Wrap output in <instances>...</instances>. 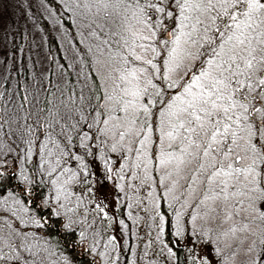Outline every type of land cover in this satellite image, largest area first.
Returning <instances> with one entry per match:
<instances>
[{"label": "snow or ice", "instance_id": "obj_1", "mask_svg": "<svg viewBox=\"0 0 264 264\" xmlns=\"http://www.w3.org/2000/svg\"><path fill=\"white\" fill-rule=\"evenodd\" d=\"M48 11L75 51L68 64L75 83L57 61L55 83L24 86L18 100L0 90V152L13 151L4 137L15 136L21 160L38 157L37 172L55 193L41 207L45 216L63 217L69 234L87 223V204L71 186L88 184L89 193L104 187L91 179L92 157L102 162L104 179H127L137 191L155 186L148 195L157 239L164 232L158 209L167 200L169 208L180 204L173 208L176 236L185 232L182 210L192 208L193 226L198 217L221 218L232 222L223 233L229 240L254 236L244 247L247 264H264V0H59ZM115 186L119 203L125 184ZM156 188L163 191L155 195ZM96 212L111 222L105 206L97 203ZM48 222L11 193L0 197V264H71L65 256L52 260L47 241L29 230ZM110 246L117 247L114 238L106 251ZM192 259L209 264L211 257Z\"/></svg>", "mask_w": 264, "mask_h": 264}, {"label": "trees", "instance_id": "obj_2", "mask_svg": "<svg viewBox=\"0 0 264 264\" xmlns=\"http://www.w3.org/2000/svg\"><path fill=\"white\" fill-rule=\"evenodd\" d=\"M43 2L45 5L37 7L30 6V3L26 4V6L29 5L28 10L32 12L31 19L33 20H31V23L34 25L35 30H39L41 34L37 39V42L40 43V48L38 46L36 50H33L36 38L33 34L26 35L24 33L19 25V14L15 11L11 14H6L5 11L1 13L0 7V90L5 91L6 96L9 93L12 94L14 100L19 99L16 93L24 86L32 88L38 86L40 82L48 83L49 80L55 83L60 75L59 64L65 65V73L69 85L75 83V71L68 68V64L75 58V51L69 47L67 40L61 36L60 31L56 30L58 28L53 26L54 18L46 10L47 6H49L53 11H56L59 0H56V3H50V0H43ZM19 9H21L20 6ZM64 15L67 17L69 14L65 13ZM67 22L65 20V23ZM28 33H31L30 29ZM71 35L74 36L75 33L73 32ZM77 46L82 47L79 44ZM39 49L40 51H37ZM9 107H11V102ZM4 142L13 151L9 152L5 148L0 152V173L3 174L0 176V197H8L11 193L15 199L21 201L23 207L28 209L29 215H35L38 219L44 217L49 221L43 228L30 227L29 230L37 233L40 243L47 241L51 250L55 253L51 258L52 260L59 256H65L71 261V264H98L95 259L96 250L93 253L89 249H85L84 243L90 246L91 244L85 239L83 243L81 242L80 231L86 229L85 235L89 240H91L92 234L99 238H105L108 234L110 221L105 219L102 213H97L92 203H88L91 200V193L87 191L89 185L73 184L71 186L72 190L80 195L87 204L88 215L87 223H77L74 225V234H69L63 228V217H46L45 213L48 211L46 207L41 211L44 201L48 200L51 202V197L55 193L52 190V186L47 182L48 178L42 177L37 172L38 157L34 155L31 162L21 160L23 156L22 145L15 136L4 137ZM110 155L114 159L117 158L112 154ZM86 159L90 162L89 172L92 174L91 178L94 174H100L101 171L104 173L101 161L92 157H87ZM75 163V161H72L69 166H75ZM113 167L115 168V164ZM21 170L24 171V174L29 177L32 183L29 184L20 179ZM123 182H127V179ZM141 191L142 188H139L138 191L133 189L136 198L140 196ZM125 192L128 193L127 190ZM128 204L127 195L124 194L123 199L120 200V203L115 208L116 220L118 222L123 220L128 225V228L122 232L120 244L116 243L117 247L115 249L107 251V259L112 264H127L128 261L137 258L136 255L145 242L152 240L151 228H145L147 226L143 223L144 221L138 220L137 217L133 220L128 216L129 212L137 214V204L132 203L133 207L131 209L127 207ZM83 210V208H80L77 213L79 214ZM158 210L165 217L164 232L161 237L165 244L176 253L175 256H170L167 252L166 256L171 260V264H186L187 256L184 247L178 246L173 242L176 236L172 234L171 229L172 208L166 207L161 201ZM139 213H142L141 210H139ZM82 219L84 218L80 217V220ZM94 219L95 223L93 222ZM157 219L159 220V217ZM138 229H143V232H138ZM146 233H148V236H146ZM94 247L97 249L96 246ZM133 252L135 255H133ZM161 255L158 252L153 257L158 259ZM116 257L119 258L116 259ZM148 257L152 260L151 256Z\"/></svg>", "mask_w": 264, "mask_h": 264}, {"label": "rangeland", "instance_id": "obj_3", "mask_svg": "<svg viewBox=\"0 0 264 264\" xmlns=\"http://www.w3.org/2000/svg\"><path fill=\"white\" fill-rule=\"evenodd\" d=\"M20 3V5H19ZM27 3H30L29 5L32 7H37L39 5H45V3H41V0H0V7H1V13L5 11L6 14H11L13 11H15L17 14H19V25L23 29L24 33L26 35L33 34L36 38V43H34L33 50H36L40 43L37 42V39L41 36L39 30H35L34 25L31 23V17L32 12L29 11L28 6H26ZM19 6L21 9H19ZM49 6H47L48 11ZM21 13V14H20ZM51 18V17H49ZM56 28H58V25L53 24ZM31 30V33H28V30ZM58 30V29H56ZM6 46V45H5ZM37 51H40L37 50ZM50 52V51H49ZM38 55V53H37ZM12 59V57H11ZM114 157H117V154H112ZM118 158V157H117ZM122 163V161H120ZM104 173L101 171L100 174H94L92 176V180L100 179L101 183L104 184V187L100 189V191H96V188H93V192L91 193V201L93 204V207L96 208V204L100 203L102 206H105V212L108 213L110 217H112V220L110 222V226L108 227V234L107 237L99 238L95 234H92L91 240L87 238L85 235V240L88 241L91 246H96V261L98 264H112V262L107 259V251H111V246L107 249H105L104 245L107 243L109 238H114L116 243L119 245L122 239V232L124 231V228L121 227L118 220H116V213L115 208L116 205L119 203L116 202L114 193H117L116 189V183H124L125 184V191L127 190V198L129 203H134L136 205L137 214H132L133 218L136 217L138 220L144 221L143 223L147 226L145 228L150 229V234L152 237V240L147 241L143 244V246L139 249V252L137 253V258H133L132 260H135L136 264H171V260L168 256H166V253L168 252L167 248L164 247V240L160 236L159 239H157V234L159 232V220L157 219L155 215V211L153 208V205L150 203L152 197L148 195L150 191L153 190L155 187L154 185H148V186H141L142 188L141 194L138 198H136L135 193L133 192V189H129L127 187V182L123 181H117L115 177H113V180H107L104 179ZM163 191L161 188H156L154 194L159 195V193ZM120 198L123 199V195L125 193H118ZM179 195V191L176 193ZM131 197V199H129ZM139 200V203L137 202ZM181 200H183V197H181ZM167 200L163 201L164 205L166 207L168 206ZM173 208L180 209L179 203H173ZM172 208V220H171V229L172 234L175 235V224H176V217L174 214ZM139 210H141L142 213H139ZM183 216L181 217V223L184 225L185 232L184 235L181 237L176 236L174 239V243L178 246H183L185 249V253L187 256V262L186 264H193V254L197 258H203V259H211L209 260V264H247V256L244 254V247H246L247 242H249L251 239H254L255 237H246L245 234L240 233L238 234V238L234 240H229L228 238L223 236V233L229 228L231 225V221L228 223H224L221 218L217 219H198L195 222V226H193V223L191 222L190 213L193 211L192 208L183 209ZM141 214V215H138ZM104 216V213H102ZM153 217V218H152ZM97 219V218H96ZM235 219L239 220L240 217H235ZM83 220V219H82ZM165 221V217H164ZM95 223V219L93 220ZM258 223V222H257ZM195 227V232H192L191 230ZM255 227V225H253ZM157 228V229H156ZM138 232H143V229H138ZM100 233V231H99ZM204 233H207V235H204ZM146 236H148V233H146ZM142 237V236H141ZM199 237V238H198ZM244 240L245 244L242 246L240 244V241ZM163 241V243H161ZM231 244V247H228L227 245ZM85 249H90V245L87 243H84ZM169 247V246H168ZM170 248V247H169ZM239 249L238 254L233 255L236 250ZM159 250V251H158ZM105 255H101L102 253H105ZM160 252L162 255L159 256L158 259H155L153 257L154 254ZM148 256L152 257V260L149 259ZM131 260V261H132ZM131 261H128L127 264H131Z\"/></svg>", "mask_w": 264, "mask_h": 264}]
</instances>
